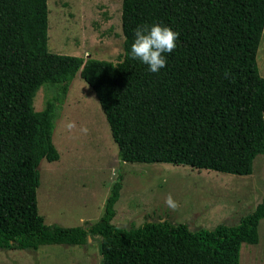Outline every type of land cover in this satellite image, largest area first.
Masks as SVG:
<instances>
[{
  "label": "trees",
  "instance_id": "trees-1",
  "mask_svg": "<svg viewBox=\"0 0 264 264\" xmlns=\"http://www.w3.org/2000/svg\"><path fill=\"white\" fill-rule=\"evenodd\" d=\"M120 9L122 53L112 62L50 53L47 0H0V249L83 246L98 237L102 264H238L241 245L258 241L264 197L236 225L190 231L148 221L123 229L111 223L120 177L94 224L48 226L38 213V166L59 159L55 103H63L77 73L123 163L247 176L264 155V77L256 63L264 0H121ZM155 24L178 38L164 54L166 67L151 73L126 53L134 30ZM46 84L57 94L35 112L33 98Z\"/></svg>",
  "mask_w": 264,
  "mask_h": 264
},
{
  "label": "rangeland",
  "instance_id": "rangeland-1",
  "mask_svg": "<svg viewBox=\"0 0 264 264\" xmlns=\"http://www.w3.org/2000/svg\"><path fill=\"white\" fill-rule=\"evenodd\" d=\"M121 0H47L50 53L116 62L122 53ZM256 63L264 77V29ZM42 85L32 101L35 112L55 98ZM52 142L59 159L38 166L37 209L48 226L85 227L101 218L111 187L121 177L112 225L131 229L145 222L183 224L190 231L236 225L264 197V155L247 176L186 165L123 163L118 160L106 119L91 88L77 73L63 103H55ZM76 129L68 132L65 124ZM88 129L87 134L79 131ZM171 194L176 207L165 204ZM255 245L242 244L238 264H264V219ZM0 264H102L99 238L83 246L45 245L36 250H2Z\"/></svg>",
  "mask_w": 264,
  "mask_h": 264
},
{
  "label": "clouds",
  "instance_id": "clouds-1",
  "mask_svg": "<svg viewBox=\"0 0 264 264\" xmlns=\"http://www.w3.org/2000/svg\"><path fill=\"white\" fill-rule=\"evenodd\" d=\"M134 36L135 39L131 44L130 52H127L126 56L132 60H139L141 63L147 65L151 73H157L166 67L167 61L164 54H170L176 48L178 33L169 27H162L159 24H155L152 26H138L134 30ZM224 75L225 78H228L230 74L225 72ZM65 129L68 132H72L76 129L75 122H67ZM79 131L87 134L88 129L81 127ZM165 204L173 209L177 206L171 194L166 197Z\"/></svg>",
  "mask_w": 264,
  "mask_h": 264
}]
</instances>
